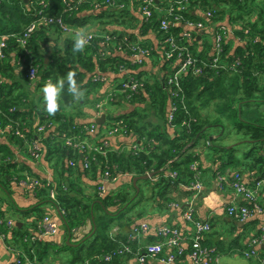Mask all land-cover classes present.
I'll return each mask as SVG.
<instances>
[{"label":"trees","instance_id":"16d2710c","mask_svg":"<svg viewBox=\"0 0 264 264\" xmlns=\"http://www.w3.org/2000/svg\"><path fill=\"white\" fill-rule=\"evenodd\" d=\"M163 1H156L152 16L143 18L139 34L108 31L112 43H107L106 48L99 38H95L83 52L74 55L73 38L66 37L56 24L41 23L26 48L18 45L16 36L41 17L39 12L49 17L62 15L66 23L73 25L83 26L93 19L102 27L111 24L128 29L134 21L131 8L140 9L141 0H97L100 3L98 8L94 7V0H84L78 9L72 11H65L63 0H0V37L10 36L3 49L4 57L0 58V135L8 138V143L0 142V185L5 187L8 177L13 180H24L29 176L39 179L40 185L34 190L38 202L33 207L38 215L36 221H31V228H38L43 218L49 215L43 206L51 203L60 210L63 214V219L59 216L61 225L65 227L71 243L78 247L86 244L84 252L82 248L73 251L75 257L71 264H112L121 257H115L110 262L104 259L130 235L112 236L111 225L131 211L142 197V190L140 188L137 192L136 186L132 185L118 192L101 193L99 184L96 192L88 195L81 184L71 178L52 184L34 175L22 176L17 170L13 148L32 157L29 146L39 139L41 146L37 152L46 156L67 157L70 175L77 172L80 164L85 172H91L94 177L98 172L102 176L109 172L112 177L129 175L132 178L154 172L151 198L164 205L173 199V191L182 184L189 185L200 175V154L195 149L202 141L204 148L214 151V160L231 165L240 163L235 147L219 143L221 128L229 122L249 144L246 150L240 151L243 166L251 178L248 185L264 179V0L191 1L189 9L200 6L212 13L210 24H216L215 31L220 29L217 23L225 16H229L233 26L237 24L241 27L233 30L235 37L242 42L238 46L228 41V34L224 31L223 49L217 63L214 62L217 56L208 51L210 45L199 48L195 40L187 41L181 35V26L171 25L167 32L161 29L163 19H173L166 10L176 0ZM187 10L183 11V23L201 21L199 17L189 15ZM150 30L158 35L157 48L143 38ZM50 31L64 36L63 41L53 47L48 45ZM168 36H174L179 45L184 43L188 46L197 60L195 67L202 70L201 73H194L192 68L189 69L179 79V85L168 84V77L179 68L177 54L170 58L165 54ZM134 45L149 51L140 64L135 61ZM32 62L38 69L35 80L27 77ZM143 66H149V69H142ZM70 70L77 73L76 79L85 90L83 100H89L94 105L113 89H122L123 82L128 78L138 83L136 90L128 89L126 94L117 95L118 100L111 99L106 103L111 105L122 100L136 106L130 111L113 115L109 114L108 105H105L103 111L108 113L109 119L100 127L97 125L96 130L100 128V132L103 131L104 139L92 146H103L108 141L107 131L118 125L125 130L124 135L135 137L138 145L133 144L129 151L107 148L104 153L89 150L88 147L79 151L73 143H67L69 138L76 137L74 143L80 140L91 145L88 128L94 122L81 124L73 120L65 108L75 102L66 91L61 98V108L54 116L43 110L42 95L40 103L35 101V93L48 79L55 82ZM110 72L125 74L113 81V87L108 92L100 95ZM95 75L99 79H95ZM171 114L173 121L169 123ZM8 125H12L13 129L5 131ZM40 127H45V131L39 132ZM169 128L173 130L172 134L168 132ZM17 130L24 136L17 135ZM195 162L197 168L192 167ZM86 163L88 167H85ZM173 172L176 175L172 176ZM237 173L242 176L241 171ZM52 189L56 192L55 199L50 197ZM97 207L103 210L100 217L95 216ZM19 213L24 218L32 215L31 209L20 210ZM15 217H8L0 208V232L5 235L4 240L11 247L21 249L30 258L36 256L42 262L48 256L52 243L40 237L32 241L30 229L18 227ZM9 221L12 223L8 224ZM87 224L91 226L87 234L82 237L74 235L76 229ZM135 242L136 239L130 242L134 249L130 255L137 253Z\"/></svg>","mask_w":264,"mask_h":264},{"label":"crops","instance_id":"0c3cea01","mask_svg":"<svg viewBox=\"0 0 264 264\" xmlns=\"http://www.w3.org/2000/svg\"><path fill=\"white\" fill-rule=\"evenodd\" d=\"M163 0H157V2ZM169 2L171 0H164V2ZM187 12L189 15L199 17L204 21V27L200 30L195 28L190 29L193 33V40L198 43L199 48L204 47V45H210L208 51L212 55L213 47L215 43V25L210 24V17L206 15V11L200 6H195L193 8H188ZM131 13L134 18L132 24L129 25L128 29L123 28L118 25H105L102 27L100 23L91 19L89 22L83 26L88 32H102V31H116L130 32L134 34L140 33V28L143 20V15L140 9L131 8ZM217 25H225L228 32V41H231L233 46H238L242 42L235 37L233 30L240 29L239 25H232L230 23L229 16H225V19L219 21ZM177 26H181V31H186L188 28L184 23H179ZM201 31L203 33H201ZM182 32V33H183ZM48 45L51 44L53 40V45L61 43L64 36H60L54 31L48 33ZM145 40L154 46L158 47L159 39L157 33L149 31L148 34L143 36ZM46 39V38H45ZM48 61V59H46ZM142 69H149V66H143ZM125 72L121 73H108L109 79L103 83L99 94L103 95L108 92L113 84V81L123 77ZM35 101L41 102L39 99L41 96V91L35 93ZM94 96V95H93ZM96 96V94H95ZM92 99L93 97L90 96ZM118 100V98H116ZM108 105V104H107ZM106 105V106H107ZM136 104L132 105L126 101H118L114 104L107 106V111L109 114H120L132 110ZM105 107V106H104ZM67 113L73 118L77 123H91L96 121L98 117L103 114L106 115V120L108 116L106 112L102 111L101 115L97 112L96 104L89 100H82L79 103L75 102L71 106H66ZM104 109V108H103ZM105 120V121H106ZM226 127L222 126L219 143L227 147H235L236 155L240 161L239 164L231 165L221 162L218 159L214 160L215 153L212 150L204 148L202 141L195 150L200 154L201 161V179L204 183V189L201 194L195 196L194 193L190 195L191 190L181 186L176 191H173L170 203L162 204L159 200L152 199L154 178L149 177L146 179H139L137 181V186L142 191V197L140 200L136 201V205L133 206L130 212L126 213L125 216L114 220L111 225V235L120 237H127L129 234L134 232L135 227H139L141 224L146 223L150 226V229L146 232L139 234L136 239L137 250H146V247L151 244H162L161 251L159 253L160 257H167L171 252L174 251L173 247H169L164 242L165 238L158 235L155 230L156 227L162 225H173L178 226L181 230L183 236V247L184 254L171 263H164L159 258H148L145 264H194L192 258L190 257V238L189 235L192 232L191 223L185 218L184 210L192 205L194 207L195 216L207 220L212 225V230L204 237V243L217 250L218 262L217 264H260V258H264V188L261 189L259 193V204L260 211H255L251 218L246 221L237 220L226 213V207L232 203H242L244 202L239 195L228 185L230 182L228 180L232 179L236 171H241L242 180L245 183H249L251 178L248 171L245 170L243 166V156L240 151L248 148L246 140L242 139L236 133V130L231 123L226 122ZM100 127V125H99ZM171 134L173 130L168 129ZM237 135L234 139L233 136ZM89 142L91 145L100 143L104 139L103 131L100 132V128L97 132L90 135ZM239 136V137H238ZM108 148L114 150H127L129 151L130 146L139 142H136V138L132 135L119 134L115 136L108 137ZM87 140V139H86ZM88 141V140H87ZM0 142L8 143V138L4 135H0ZM13 152L16 156L17 170L19 175H34L39 177L42 181H46L52 184H57L61 180H67L69 178L78 181L86 194H94L96 192V187L99 184L105 186L106 193H114L120 190L129 189L134 186L133 178L129 175L119 176L114 181H105L100 172L97 173L96 177L91 172H85V168L77 166V172L74 175L69 174L68 158L61 156H49L41 155L40 158H33L23 154L18 148L14 149ZM217 158V157H216ZM221 172L226 178L225 187L221 188L217 181L216 172ZM165 172V171H164ZM166 173V172H165ZM157 177V175H156ZM9 182L5 187L0 185V208L8 217H15V222L18 227L24 229H30L31 233L37 234L38 228H31V221L37 220V212L33 210V207L37 204L38 198L34 191L28 189L21 180L9 178ZM28 210L31 209V217L24 218L17 210ZM44 209L59 223V230L55 234H47L41 236L45 242H51L52 246L48 251V256L41 262V264H71L74 261V250L80 251L79 248L85 251L86 244L78 247L74 242L71 243L70 237L66 236V229L61 225V218L58 214V209L51 203L43 206ZM95 216L100 217L103 214V210L97 207L95 208ZM22 217H21V216ZM40 224V223H39ZM39 226V225H38ZM90 224H87L84 228H78L74 232V235H79L82 237L87 234L90 230ZM10 236V234H9ZM91 235L89 236V238ZM257 239L259 242L255 246L257 251L256 256H245L244 251L249 250L252 245V240ZM72 240H76L73 239ZM92 240V239H91ZM91 240L88 245L91 244ZM11 245H9L5 240L0 239V264H16V256L11 250ZM21 250V249H20ZM111 264V263H107ZM112 264H140L137 255L126 254L121 256L116 262Z\"/></svg>","mask_w":264,"mask_h":264},{"label":"built area","instance_id":"2783aa9c","mask_svg":"<svg viewBox=\"0 0 264 264\" xmlns=\"http://www.w3.org/2000/svg\"><path fill=\"white\" fill-rule=\"evenodd\" d=\"M156 1L157 0H141L140 5V11L145 19H148L153 14V8L156 7ZM191 1L196 0H176L169 4V7L167 8L166 12L167 15L172 16L173 19H163L161 22V29L163 31H168L171 25H178L179 23H183L182 19H184L183 11L189 8L191 5ZM63 2L66 5L65 11H72L76 10L81 6L84 2V0H75V3L73 0H63ZM94 7L98 8L100 7V3H97V0H94ZM41 17L37 20L32 21L25 29L24 31L16 36V41L18 45L22 48H26L28 46V42L30 38L32 37L33 33L36 32L40 26L41 23L46 25L56 24L59 29H61L62 33L66 37L74 38V33L81 29L82 27L79 25H73L66 23L63 16L60 15L58 17H49L42 15L41 12H39ZM206 15L211 18L212 13L210 11L206 12ZM188 30L184 31L181 35L183 38H186L187 41L193 40V33L190 31V29H197L200 30L204 27V21H197V22H186L184 23ZM224 31L227 32V28L225 25H221L220 29L218 31H215L214 36V47H213V54L217 57L214 59V62H218V57L220 56L222 49H223V42L225 39ZM91 34L92 39L90 40L89 44L95 39L99 38L104 46L106 48L107 43H112V36L108 33V31H102V32H89ZM228 34V32H227ZM14 36V35H13ZM10 36H1L0 37V58L4 57L3 49L7 46V40ZM166 42L168 44V49L166 50L165 54L168 58L172 57L174 54H177V63L179 68L168 77V84L171 85L174 83V85H179V79L182 77L184 73H186L189 69H193L194 73H201L200 68L195 67V62L197 61L194 57L195 55L189 50L188 46H186L184 43L178 44L177 40L174 36H168L166 39ZM134 50H136V54L134 55L135 61L140 64L142 63V57L149 54V51L147 49H143L140 46L134 45ZM122 70V69H121ZM38 75V69L37 66L34 65L32 62L31 65L28 68L27 77L31 80H35ZM95 79H99V76L95 75ZM178 83V84H177ZM138 87V83L132 79L128 78L126 81L122 84V89H113L110 93H108V96H106L102 101L98 102L96 104L97 112L99 115H101V112L103 111L104 106L108 101L111 99H116L117 95L120 94H126V91L128 89L130 90H136ZM169 123H172L173 121V115L171 114L169 116ZM94 123L91 124V126L88 128L89 133L93 134L97 130V122L93 121ZM13 129L12 125H8L5 129L10 131ZM39 132H44L45 127H40L38 129ZM17 135L24 136L20 130L15 131ZM125 130L121 125H118L116 127L110 128L107 133L106 137H111L119 134H125ZM76 140V137L69 138L67 140L68 144H72L75 148H77L79 151H85L87 147L89 150H96L99 152H106L108 148V141H105L103 146H92L87 145V143L84 141H76L74 143L73 141ZM139 144V142L135 143ZM134 144V145H135ZM40 140L36 139L31 146H29V149L31 151V156L33 158H40L41 154H39L37 151L40 150ZM136 147V146H135ZM35 151H32L34 150ZM73 164V162H71ZM85 167H88V163L85 164ZM193 168H197V162H195L192 165ZM149 174V173H147ZM172 176L176 175L175 172L171 173ZM118 177H112L109 172H105L103 179L105 181H114ZM217 181L219 183V186L223 188L224 183L227 181L224 175L218 173L217 175ZM21 183H23L28 189L34 191L38 185H40L39 179L35 177H27V179L21 180ZM239 197L243 199L244 202L242 203H232L229 206L226 207V213L230 215L231 217L240 220V221H246L249 218L252 217L255 211H260L261 206L259 204V193L261 189L264 188V179L256 182L254 185H248L242 180V176L240 174H235L228 184ZM185 188L191 190L195 196H198L203 192L204 189V183L201 179V175H198L197 180L194 182H191L189 185L182 184ZM101 193L105 192V186L101 184V187L98 188ZM50 197L52 199L56 198V192L54 189L50 192ZM184 216L185 218L191 223L192 225V232L189 235L190 238V257L193 260L194 264H217L218 262V253L217 250L212 249L211 247L204 244V237L212 230V225L209 221L200 219L195 216L194 207L190 205L184 210ZM0 218V222H1ZM12 221H9L8 224H11ZM150 229V226L146 223L141 224L139 227H135L134 232L128 236V239L126 242H121L119 248H117L114 252L108 253L104 259L107 262L112 261L115 257L123 256L129 253H132L134 251L132 244L130 243L134 239H137V236L139 234H142V232H146ZM59 230V223L57 220H55L51 215H47L43 218L41 223L38 226V233L33 235L31 237L32 241H35L38 237L47 235V234H55ZM155 230L157 231L158 235L165 238V244L169 247H173L174 251L171 252L167 257H160L159 253L162 248V244H151L146 247V250L143 252V250H137V257L140 264H145L148 260V258H159L164 263H171L181 257L184 254V247H183V236L181 233V230L178 226L173 225H162L159 227H156ZM5 235L0 232V239L4 240ZM259 241L255 238L252 240V245L249 250H245V256L251 257L256 256L257 251L255 249V246L257 245ZM11 250L14 252L16 256V261L18 264H22V259L24 260V264H41V262L38 260L36 256H33V258H30L26 253H24L22 250H19L17 248H11ZM260 264H264V258H260Z\"/></svg>","mask_w":264,"mask_h":264},{"label":"clouds","instance_id":"9594fccd","mask_svg":"<svg viewBox=\"0 0 264 264\" xmlns=\"http://www.w3.org/2000/svg\"><path fill=\"white\" fill-rule=\"evenodd\" d=\"M91 34L84 28L77 30L74 33L72 52L77 54L83 52L90 40ZM53 47V40L50 44ZM77 73L74 71L67 72L65 77H59L55 82L48 79L41 88V95L43 101V110L49 115L54 116L61 108V98L66 91L74 102L79 103L85 98V90L81 83L76 79ZM245 264V262H241Z\"/></svg>","mask_w":264,"mask_h":264},{"label":"water","instance_id":"95a60500","mask_svg":"<svg viewBox=\"0 0 264 264\" xmlns=\"http://www.w3.org/2000/svg\"><path fill=\"white\" fill-rule=\"evenodd\" d=\"M201 33H203V32L201 31ZM105 120H106V115L103 114L101 117H98V118L96 119V122H97L98 125H102V124L105 122ZM154 174H155L154 172H151V173H149V174L142 175V176H135V177L133 178V183H134V186H136V190H137V192H139V187L137 186V181H138L139 179H146V178H149V177H153ZM58 214H59V216L63 219V214L61 213L60 210H58Z\"/></svg>","mask_w":264,"mask_h":264},{"label":"rangeland","instance_id":"374dc122","mask_svg":"<svg viewBox=\"0 0 264 264\" xmlns=\"http://www.w3.org/2000/svg\"><path fill=\"white\" fill-rule=\"evenodd\" d=\"M256 114H258V112H256ZM238 137H239V136H238ZM233 138L236 139V138H237V135H234Z\"/></svg>","mask_w":264,"mask_h":264}]
</instances>
